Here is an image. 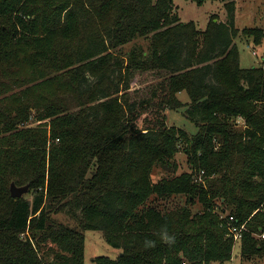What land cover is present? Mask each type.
<instances>
[{"label": "trees", "instance_id": "obj_1", "mask_svg": "<svg viewBox=\"0 0 264 264\" xmlns=\"http://www.w3.org/2000/svg\"><path fill=\"white\" fill-rule=\"evenodd\" d=\"M221 1L226 21L201 31L174 0H0V264H84L86 231L121 251L95 264H225L230 217L246 224L241 258L264 254V66L242 68L235 43L264 31H240ZM135 71L163 79L134 99ZM184 107L190 137L166 123ZM183 145L192 172L154 182ZM173 197L185 205H156Z\"/></svg>", "mask_w": 264, "mask_h": 264}, {"label": "rangeland", "instance_id": "obj_2", "mask_svg": "<svg viewBox=\"0 0 264 264\" xmlns=\"http://www.w3.org/2000/svg\"><path fill=\"white\" fill-rule=\"evenodd\" d=\"M236 25L240 31L249 28H259L264 31V0H236ZM174 13H176L183 23L195 22L198 29L205 31L212 16H218L221 21H226L227 11L225 4L221 0H209L203 5H198L196 2L189 0H174ZM236 45L240 54V65L244 69L264 66V40L262 45L256 46L252 38H247L244 34L239 35L236 39ZM138 45L147 47V40H139ZM134 44L127 45L122 48L124 52L129 51ZM254 52L257 54L254 55ZM163 79L162 74L152 71H135L133 74L131 92L134 99L147 97L153 88H155ZM179 99L183 103H189L190 97L187 93H182ZM186 108L177 110H166V123L169 127H177L188 134L195 135L198 132V127L185 117ZM35 115L30 119V123H34V127L41 126L48 122L33 120ZM48 129V128H46ZM49 130V129H48ZM185 145L181 147L176 156L177 167H173L171 171L166 172L161 168L154 171V182L160 181L163 178L171 179L182 174L191 173L192 167L188 162V157L184 152ZM30 192V190H29ZM26 194L25 196L29 195ZM156 205L163 210H175L185 205L184 197H173L171 199H156ZM194 211L203 210V206L197 202L193 207ZM229 209L226 216L229 215ZM54 219L68 224L72 227L75 222L65 214L53 216ZM233 258L225 264H264V254L253 256L249 259L241 258V244L235 246L234 243ZM121 251L111 247L105 240L101 231H86L85 232V247H84V264H95V259L98 257H109L117 259Z\"/></svg>", "mask_w": 264, "mask_h": 264}, {"label": "built area", "instance_id": "obj_3", "mask_svg": "<svg viewBox=\"0 0 264 264\" xmlns=\"http://www.w3.org/2000/svg\"><path fill=\"white\" fill-rule=\"evenodd\" d=\"M254 55L257 56V54L254 52ZM204 174V173H202ZM229 222L231 223V226L229 227V235L231 238H233L235 246L240 243L243 239V233L244 231H247L246 224L242 226H236L233 223L235 222L234 217L229 218ZM255 237L261 241H264V230H261L257 235L255 234ZM235 248V247H234Z\"/></svg>", "mask_w": 264, "mask_h": 264}, {"label": "water", "instance_id": "obj_4", "mask_svg": "<svg viewBox=\"0 0 264 264\" xmlns=\"http://www.w3.org/2000/svg\"><path fill=\"white\" fill-rule=\"evenodd\" d=\"M29 190H30L29 184L23 187H19L16 185L15 182H12L10 186L11 196L15 199L24 197L26 194H28Z\"/></svg>", "mask_w": 264, "mask_h": 264}, {"label": "clouds", "instance_id": "obj_5", "mask_svg": "<svg viewBox=\"0 0 264 264\" xmlns=\"http://www.w3.org/2000/svg\"><path fill=\"white\" fill-rule=\"evenodd\" d=\"M162 235V239H164L165 241L171 243L174 240V237H171L167 234L166 230L161 234ZM151 243V242H148Z\"/></svg>", "mask_w": 264, "mask_h": 264}, {"label": "crops", "instance_id": "obj_6", "mask_svg": "<svg viewBox=\"0 0 264 264\" xmlns=\"http://www.w3.org/2000/svg\"><path fill=\"white\" fill-rule=\"evenodd\" d=\"M182 93H186V92H182ZM182 93H180V94H182ZM180 94H179V95H180ZM179 95H178V96H179Z\"/></svg>", "mask_w": 264, "mask_h": 264}]
</instances>
